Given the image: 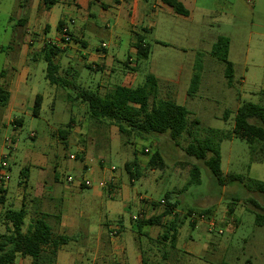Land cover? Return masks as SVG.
<instances>
[{"label": "rangeland", "instance_id": "374dc122", "mask_svg": "<svg viewBox=\"0 0 264 264\" xmlns=\"http://www.w3.org/2000/svg\"><path fill=\"white\" fill-rule=\"evenodd\" d=\"M34 1L36 0H0V44L8 46L13 32L12 23L21 17V13L26 14V8H21L22 4L30 6ZM205 2L206 0H200V4ZM223 2L224 0H210L207 4L210 15L205 19L198 17V24L165 18L153 32L146 33L145 40L150 46V55L148 59L137 63L136 79L132 86H141L147 75H154L159 80L161 95L185 106L190 112L189 121H199L200 132L195 134L199 137L204 136V129L232 132L237 110L246 103L264 107V0H255L253 4L242 0V13L234 16L226 15L229 10ZM57 21L53 27L54 32ZM70 27L72 28V24ZM220 38L229 42L228 61L233 66V85L228 83L225 64L212 55L213 47ZM12 41V47H6L5 53L20 45L18 39ZM4 52L0 51V74L6 65ZM46 68L44 62L25 67L32 72L33 81L36 82L33 92L28 93L30 104L34 103L36 94L46 97L39 117L21 115L24 119L23 126L20 129L17 127L18 131H13V122L5 127L2 125L4 110H0V157L6 156L9 164L8 186L11 192L18 191L21 170L33 165L39 154L53 161L51 155L58 152L57 161L60 165L57 171L62 178L71 177L75 183L86 178L97 183L113 174V179L106 180L108 184L104 190L108 191V196L100 187L92 188L103 195L99 199L93 198L94 190L83 191L85 203L92 205L78 206L86 214L83 220L86 233L89 230L97 231L107 219L113 223L122 219L123 243L129 250L135 249L134 234L138 235V229L133 217L141 214L144 218L152 216L153 209L148 212L144 208L152 207L154 203L159 204L167 193L173 192L174 201L179 202L176 213L180 214L183 221L177 240L180 248L187 243L198 248L208 246L205 255L192 256L181 252L177 264H264V226H258L255 222L256 215L264 217V194L249 191L244 186V182L250 179L264 182V159L252 162L253 155L246 141L233 138L221 143V168L224 175H236L243 183H231L220 188L202 162L186 155L185 148L192 140L188 135H183L178 144L168 135H153L147 141L135 137L127 139L115 126L89 120L86 104L68 100V95L72 96L73 90H61L55 99V87L46 80ZM10 69H6V73ZM85 72L90 74L88 69ZM195 73L200 78L199 88L195 95L189 96ZM100 77L101 74L96 72L92 81L97 84ZM4 123H7L6 119ZM69 124L80 135L71 133L68 145H79L86 150L92 147L84 162L77 157L75 160L70 159L71 155L77 156L78 149L75 145L67 148L62 140L54 139L51 134L48 137L49 132L65 130ZM33 133L37 134V138H32ZM13 141V148H10L9 143ZM156 149L161 151L166 162L164 171L147 170L149 159ZM135 151L143 176L132 184L124 165L134 159ZM49 161L42 173L40 169L31 166V187L41 175L48 179L53 176V164ZM84 165L96 172L85 174ZM193 166L200 168V184H189ZM67 184L66 181L63 182V185ZM74 200L81 201L80 198ZM16 201V197H9L7 194L5 207H16ZM111 205L115 212L108 209ZM3 208L0 206V233L6 231L2 220ZM230 208L233 209L232 214H229ZM159 210L160 205L156 206V212ZM203 210H209L210 215L200 217L199 213ZM189 211L194 214L187 217ZM79 212L77 210L75 213L76 217ZM170 220L172 217L167 218V222ZM200 221L207 224L199 223L194 229L192 224ZM210 221L216 227L210 228ZM28 223L29 219L26 218L24 232L28 229ZM147 229L150 231L144 232L140 238L143 240L140 252L148 263L162 264L164 253L170 248L169 243L162 240L164 229ZM55 234L60 235V230H55ZM83 240L85 236L81 235L77 242L81 243ZM98 257L97 262L101 264L102 256ZM167 257L173 258L170 253Z\"/></svg>", "mask_w": 264, "mask_h": 264}, {"label": "crops", "instance_id": "0c3cea01", "mask_svg": "<svg viewBox=\"0 0 264 264\" xmlns=\"http://www.w3.org/2000/svg\"><path fill=\"white\" fill-rule=\"evenodd\" d=\"M178 1L188 11V16L178 15L171 7L164 4L163 0H62L50 10H46L41 5V0L34 1L30 6H23L25 5L23 3L21 8H26L24 9L26 14L21 13V17L12 23L11 41H9L8 46L0 44V51L3 53L6 47H12L13 39H18L20 42V45L11 49L9 53L4 52L6 54V65L4 71L0 74V85L6 84L8 86L10 100L8 106L4 109V119L7 120V123H4L3 119L2 125L5 127V125L13 122L15 124L13 131H18L22 128L24 122V119L20 116H33L34 103L30 104L28 93L29 91L33 92L36 82L33 81L34 75L32 72L27 71L25 67L43 62L41 52L47 45L56 46L61 50L62 55L59 60L61 71L72 68L77 72V85L79 88L95 91L101 96L113 92L118 86L133 88L138 63L136 45L139 39L143 40L144 46L148 45L145 34L153 32L158 27V23H162L165 18L198 24V17L201 16L202 19H205L210 15L207 7L210 0H206L203 4H200V0ZM241 1L224 0L223 5H227L229 10L226 15H241ZM59 17L60 19H58ZM56 21L58 24L63 22L64 28H67L72 36L71 43H61L62 35L58 24L56 31H53ZM69 23L72 24V28ZM161 44L164 43L161 42ZM6 69H10L9 73H6ZM84 69H88L90 74L87 75ZM96 72L101 74L100 82L97 84L92 81L93 74ZM61 90L55 87V99ZM42 98L41 112L46 102V97L42 96ZM52 109L54 112L55 102L52 103ZM71 120L74 121L72 118ZM17 122L21 123L17 124ZM61 132L62 130L49 132L48 137L51 134L54 139L62 140L67 148L75 145H68L69 135L71 133L80 135L77 130L73 129L68 135L61 136ZM34 138H37V134ZM75 146L78 149L77 156L74 155L75 158L77 157L81 162L86 161L88 151L92 147L86 150L79 147V145ZM51 157L53 161H49L45 158V155L39 154L33 161V165H31L40 169V173H42L48 165V161L52 162L53 176L51 178H43L40 174L41 176L35 180V185L31 187L29 185L31 166H28L22 169L28 168L25 179L21 177L20 172L21 181L18 191H10L8 186L10 179L6 184L0 183V186L5 190V203L0 206L5 207L7 194L9 197L14 196L17 199V208L14 206H11V208L20 209L25 207L27 211L26 218L29 219L28 226L33 219L44 216L47 223L51 224L54 233L55 230H60V235L71 238L59 250L56 264H98L97 261L100 258L98 256H102L101 264H143V255L140 252V244L142 246L143 240H140V238L144 232L148 233L150 231L147 229L149 227H145L141 231L138 230L137 236L134 234L136 248L132 250H129L123 243L124 221L122 219H118L114 223L107 219L102 222L100 229L95 232L89 230L86 233L83 222L86 214L78 206L91 207L92 205L85 203L83 191L94 190L92 196L97 199L102 198L103 195L97 189L84 188L79 186L78 183L68 182L69 177L62 178L57 171L60 165L57 161L59 153H54ZM83 171L85 174L96 172L95 169H90L88 165H84ZM113 178V174H110L106 180ZM64 181L68 184L63 185ZM135 182L133 181L132 184ZM97 183L94 182V184ZM104 189L106 188H103V191H106L108 196V191ZM74 198H80L81 201H75ZM108 209L115 212L112 205L108 206ZM144 209L148 212L152 211L150 206ZM77 210L80 211L78 217L75 216ZM158 213L159 211L153 212L152 215ZM211 222L208 223V226ZM199 223L207 224L204 221L197 222L194 229L198 227ZM114 228L119 229L118 238L111 236ZM81 235L85 236V240L78 243L77 239ZM207 247L198 248L187 243L180 248L177 243L176 249L170 252V256H173V258L167 257L169 255L166 254V259L162 264H177L181 252H187L192 256L205 255L208 251ZM111 259L112 262L109 261ZM31 263L32 259L30 260L29 257L18 256L15 261V264Z\"/></svg>", "mask_w": 264, "mask_h": 264}, {"label": "trees", "instance_id": "16d2710c", "mask_svg": "<svg viewBox=\"0 0 264 264\" xmlns=\"http://www.w3.org/2000/svg\"><path fill=\"white\" fill-rule=\"evenodd\" d=\"M62 0H41V5L50 10ZM163 3L171 7L178 15L188 16V11L178 0H163ZM63 22L58 24L60 32L64 29ZM229 42L220 38L214 45L212 55L225 64L226 77L228 83L233 85V66L228 61ZM138 62L148 59L150 46L143 45V40L139 39L136 45ZM61 50L56 46L47 45L41 52L42 61L47 65L46 80L51 86L62 90H73V95H68V100L79 101L87 105V115L89 120L103 123L107 122L115 126L119 133L127 139L135 137L142 141L149 140L153 135H168L170 139L178 144L183 135L192 138L190 144L185 148V153L190 158L202 162L204 167L214 177L216 185L223 188L231 183L243 180L236 175L225 176L222 171V159L220 145L223 141L239 138L247 142L253 155L252 162H261L264 159V107L253 103H246L238 108L234 128L232 132L204 129L203 137L195 136L199 133V121H189L190 112L185 106L177 104L173 99L164 98L159 89V80L152 74L147 75L143 85L136 88L118 86L116 89L104 96L95 91L79 88L77 85L78 74L72 68L61 71L60 57ZM199 75L194 74L189 89V96L197 93L199 88ZM10 100V91L6 84L0 85V110L6 109ZM43 98L37 95L35 98L32 114L38 117L41 112ZM227 119V117H225ZM73 121V120H71ZM21 122H17L20 124ZM71 124L62 130L61 136L68 135L71 131ZM64 139V137H63ZM128 143V141L126 142ZM147 150V149H146ZM149 153V152H147ZM125 170L130 181L139 180L143 175L139 167L137 153L134 152V159L126 162ZM166 162L159 149H156L147 164V170L164 171ZM28 168L21 171V177H27ZM201 183V171L198 166H193L191 170V184ZM244 186L249 191L264 194V182L257 180H247ZM87 188L85 186H82ZM5 190L0 186V205H4ZM163 204H153V207L160 205L161 210L157 215L135 221L137 229L141 231L145 227H161L164 229L162 240L169 243V251L176 249L179 229L183 225L180 214L176 213L179 206L178 201H174L173 192H169L163 199ZM233 209H229L232 214ZM209 210L199 213L200 217H208ZM194 213L189 211L187 217ZM27 211L25 207L12 209L4 207L2 220L6 226V231L0 233V264H15L16 258L29 257L31 264H56V258L62 246L66 245L71 238L64 235H56L52 227L47 223L44 216L33 219L26 232L23 231ZM167 222V218H171ZM256 224L264 226V217L256 215ZM195 222L192 227H195ZM166 247V245H165ZM143 264L148 263L143 257Z\"/></svg>", "mask_w": 264, "mask_h": 264}, {"label": "built area", "instance_id": "2783aa9c", "mask_svg": "<svg viewBox=\"0 0 264 264\" xmlns=\"http://www.w3.org/2000/svg\"><path fill=\"white\" fill-rule=\"evenodd\" d=\"M248 4H253L255 2V0H245ZM61 35H62V40H61V43L63 44H66V43H71L72 42V36L69 34L67 28H64L61 32ZM105 46V45H103ZM35 137V134L33 133L32 134V138ZM9 141V139H8ZM13 145H14V141L13 143L10 142L9 143V146L10 148H13ZM147 152L149 150H146ZM70 159H75V156L74 155H71L70 156ZM113 171H115V169H113ZM10 179V169H9V164L8 162L6 161V156H1L0 157V183H5V182H8ZM68 182L70 183H75V181L69 177L68 178ZM79 186H85L87 188H94V187H100V188H106L107 187V182L106 181H101V182H98L97 184H94L93 181L89 180V179H86V178H83L81 181H78L77 182ZM160 203H164L163 201H161ZM153 209L154 212H156V208L151 207ZM144 216L141 214L139 215L138 217H133V220L134 221H137V220H140V219H143ZM210 228H214L216 227V224L212 221L209 225ZM211 231V229H210ZM111 236L113 238H118L119 237V229L118 228H114L112 233H111Z\"/></svg>", "mask_w": 264, "mask_h": 264}]
</instances>
